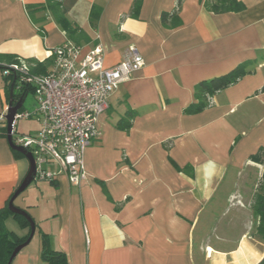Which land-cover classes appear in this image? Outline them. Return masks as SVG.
<instances>
[{
	"label": "crops",
	"instance_id": "0c3cea01",
	"mask_svg": "<svg viewBox=\"0 0 264 264\" xmlns=\"http://www.w3.org/2000/svg\"><path fill=\"white\" fill-rule=\"evenodd\" d=\"M135 1L62 0L78 31L70 40L50 11L36 12L44 19L38 26L29 18L27 6L47 0H0V56L53 64L54 50L70 42L81 49L80 59L100 45L107 68L130 46L145 61L100 117L101 137L85 152L81 185L65 177L37 182L15 201L37 228L13 264H47L42 235L68 264H262L264 238L254 214L221 204L230 176L258 167L251 157L264 149V0H238L245 10L226 13L209 11L208 0H181L180 9L179 0H143L133 18ZM94 6L102 9L95 27ZM175 12L181 25L166 28L163 13ZM245 62L250 74L216 93L201 113H185L197 102L198 83ZM2 78L0 210L29 171L4 134L14 79ZM129 110L136 113L131 128L118 129ZM6 226L19 237L29 232L13 218Z\"/></svg>",
	"mask_w": 264,
	"mask_h": 264
},
{
	"label": "built area",
	"instance_id": "2783aa9c",
	"mask_svg": "<svg viewBox=\"0 0 264 264\" xmlns=\"http://www.w3.org/2000/svg\"><path fill=\"white\" fill-rule=\"evenodd\" d=\"M80 52L70 42L56 48L52 68L46 74L33 73V65L23 59L1 71L5 79L17 78L15 87L20 93L30 89L37 103L35 111L20 110L15 115L12 133L13 143L32 154L37 182L53 183L65 177L72 186L81 185L86 175L85 152L101 137L100 117L109 110L119 86L145 65L134 46L110 68L105 67L100 45L81 59ZM24 119L38 121L39 130L19 134L17 125Z\"/></svg>",
	"mask_w": 264,
	"mask_h": 264
},
{
	"label": "trees",
	"instance_id": "16d2710c",
	"mask_svg": "<svg viewBox=\"0 0 264 264\" xmlns=\"http://www.w3.org/2000/svg\"><path fill=\"white\" fill-rule=\"evenodd\" d=\"M143 0H136L131 12V17L138 18L139 12L142 6ZM180 9L181 0L178 2ZM206 8L209 11L215 13H226V12H241L245 10V5L238 0H208L205 3ZM48 10L52 13L56 22L60 27L69 34V39L72 40L73 33L78 32L77 29L73 31L71 23L66 18V11L62 6V0H47V3L43 7L37 6H27V12L31 21L38 26L44 21V19H36L35 14L38 11ZM102 9L98 6H94L91 11V25L95 27ZM162 23L166 28H175L181 25V20L178 17V13L173 14L163 13ZM39 33L44 36L45 31L43 27H38ZM8 60V63L5 61ZM15 62L13 56H0V72L5 68L6 64ZM34 65L32 71L35 74H46L49 71V68L52 64L51 61L40 63L38 61H33ZM251 63L245 62L239 65L236 69L228 73L227 75L213 78L210 80L202 81L198 83L195 87V98L196 103L189 106L185 113L188 115L199 114L210 106V98L213 97L216 93L223 91L230 86L239 82L243 77L250 74L251 71L248 70V67ZM10 79H7L8 81ZM13 83L10 82L8 85V100L10 101V88ZM16 86V85H15ZM31 92L30 89L24 90L23 93L16 95L14 92V100L17 103L20 99L26 98L27 94ZM136 113L133 110H129L127 114L118 122L117 128L123 131H127L132 126V121L135 118ZM4 134L7 133V128L4 127ZM14 154L17 158H24L22 154L17 151H14ZM251 161L254 163L264 165V149H261L256 155L251 157ZM178 170H181L177 168ZM23 181V180H22ZM21 181V183H22ZM20 183V185H21ZM17 187V189L20 187ZM15 190V192L17 191ZM15 192L12 194L10 199L7 201L4 208L0 210V264H8V261L13 253V251L19 246L24 244L30 237L31 229L29 222L22 216L15 215L9 210V203L14 196ZM253 214L254 218L257 220V232L264 238V175L262 177V182L260 184V189L255 195V201L253 205ZM30 215V214H29ZM31 216V215H30ZM32 217V216H31ZM13 218L16 222L19 223L21 228L28 229L29 232L24 237H19L16 233L8 230L6 222L8 219ZM34 220V219H33ZM37 228V225H36ZM41 258L47 264H68L66 256L61 252H56L50 248L49 241L46 235H42V251ZM264 264V261L262 262Z\"/></svg>",
	"mask_w": 264,
	"mask_h": 264
},
{
	"label": "rangeland",
	"instance_id": "374dc122",
	"mask_svg": "<svg viewBox=\"0 0 264 264\" xmlns=\"http://www.w3.org/2000/svg\"><path fill=\"white\" fill-rule=\"evenodd\" d=\"M1 78L2 75L0 74V79ZM19 94L20 92L17 90L16 95ZM36 106L37 103L34 98V95L32 92H29L25 98V103L22 108V111L33 112L35 111ZM39 126L40 124L35 119L32 120L24 119L18 122L17 131L19 134H29L37 131ZM263 175H264V165H260V164L258 167L249 166L244 170L240 171L239 173L237 172L231 175L230 176L231 182L228 181V183L224 185V188L222 190L224 201L221 204V208H225V209L230 208V212L232 213V209H233L232 207H234V205L235 206L237 205L244 212L252 214L255 195L260 189V184L262 182ZM36 183L37 181H34L33 185H35ZM233 194H237V196L239 197L234 198L232 197ZM18 203H19L18 201L15 203L17 207H18ZM239 223H240V219H239ZM230 229L237 231V225L236 226L232 225V228ZM252 231L253 233L256 231V225H254Z\"/></svg>",
	"mask_w": 264,
	"mask_h": 264
},
{
	"label": "water",
	"instance_id": "95a60500",
	"mask_svg": "<svg viewBox=\"0 0 264 264\" xmlns=\"http://www.w3.org/2000/svg\"><path fill=\"white\" fill-rule=\"evenodd\" d=\"M17 82V78H14L13 83L11 85V90H10V101H9V110L8 112L5 114V121H6V128H7V137H8V142L11 146V148L14 151L19 152L20 154H22L27 161L29 162V171L26 175V177L23 179L20 187L17 189V191L15 192L14 196L12 197L10 203H9V210L15 214V215H19L24 217L30 224V229H31V233H30V237L29 239L22 245H19L12 253L8 264H13L16 257L18 256V254L29 245V243L32 241L35 233H36V223L33 220V218L29 215V213L19 207H17L15 205V201L33 184V182L35 181V177H36V164L34 161V158L32 156V154L22 148V147H18L13 143V125H14V120H15V115L22 110L25 100L24 99H20L17 103L14 100V90H15V85Z\"/></svg>",
	"mask_w": 264,
	"mask_h": 264
},
{
	"label": "flooded vegetation",
	"instance_id": "af4514ba",
	"mask_svg": "<svg viewBox=\"0 0 264 264\" xmlns=\"http://www.w3.org/2000/svg\"><path fill=\"white\" fill-rule=\"evenodd\" d=\"M21 94V93H20Z\"/></svg>",
	"mask_w": 264,
	"mask_h": 264
}]
</instances>
